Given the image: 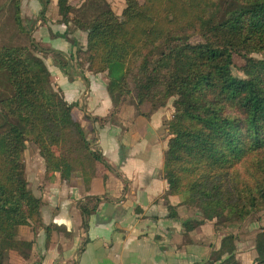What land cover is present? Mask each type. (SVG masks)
Instances as JSON below:
<instances>
[{
  "label": "trees",
  "instance_id": "1",
  "mask_svg": "<svg viewBox=\"0 0 264 264\" xmlns=\"http://www.w3.org/2000/svg\"><path fill=\"white\" fill-rule=\"evenodd\" d=\"M61 21H69L67 0H57ZM74 23L86 33L77 64L108 79L113 105L132 93L138 114L148 118L171 98L170 135L163 153L167 193H185L200 220L241 223L264 210V0H125L120 16L108 7L92 19ZM27 43L0 46V71L10 94L0 98V264L7 252L28 256L31 241L15 228L39 223L41 199L24 173L23 151L32 142L46 173L85 178L105 165L95 138L88 137L61 93L50 82L39 52L57 65L59 51ZM243 57L242 76L232 72V54ZM114 107V106H113ZM107 116H94L100 124ZM104 197L79 200L81 225ZM225 235L213 252L219 258L234 246ZM256 264H264V229L256 234Z\"/></svg>",
  "mask_w": 264,
  "mask_h": 264
},
{
  "label": "crops",
  "instance_id": "2",
  "mask_svg": "<svg viewBox=\"0 0 264 264\" xmlns=\"http://www.w3.org/2000/svg\"><path fill=\"white\" fill-rule=\"evenodd\" d=\"M83 1L69 0L70 14L80 7L77 16L88 17V11L99 7L96 0L81 7ZM105 1L114 9L111 0ZM122 1L119 12L113 10L116 14ZM19 4L23 18L35 24L31 37L67 60L60 67L50 53L37 54L55 88L72 105L75 119L88 137L95 138L105 165L98 164L93 177L73 173L63 179L59 172H44L36 156L39 167L27 180L41 199L40 222L15 228V237L31 241V248L26 257L11 250V264H256L254 241H248V234L239 235L242 228L237 224H229L226 233L215 232L211 220L185 229L186 221L200 220L201 214L183 204L186 195L167 193L164 113L156 110L145 119L130 102L100 124L93 117L109 115L113 102L105 75L92 73L75 60L76 48L86 44L85 31L74 22L59 20L57 0H20ZM97 196L104 199L83 228L77 202L92 204ZM245 225L254 231L256 222ZM226 234L234 237V246L216 258L213 252Z\"/></svg>",
  "mask_w": 264,
  "mask_h": 264
},
{
  "label": "rangeland",
  "instance_id": "3",
  "mask_svg": "<svg viewBox=\"0 0 264 264\" xmlns=\"http://www.w3.org/2000/svg\"><path fill=\"white\" fill-rule=\"evenodd\" d=\"M89 1L92 2L93 0H84L83 2H81L82 4L80 3L81 4L80 6L81 7L84 6L85 2H89ZM96 1L99 3V7H97V9H94L92 11V13H91V11H88V14H90V15L88 17H86V16H77L80 14V11L78 10V9H80V7L78 9H76V12H75L76 16L74 15V13H73V15L70 14V11L72 10V8L69 4V0H67L68 5L70 6L69 11H68L69 21L74 22L73 19H75V21L79 20L81 22L85 21V20H90L96 14H98L102 9H104L105 7L110 8V6H111L105 0H96ZM137 1L143 2L144 0H137ZM111 2H112V6L114 7L115 10L113 8L112 9L110 8V9L112 11L118 10L117 12H119L121 0H111ZM19 3H20V0H0V46H10V45L23 44L24 42L27 43L28 42L27 40L29 38L33 39L31 37L32 36L31 34L34 31V27H35L34 25L35 24L33 22H31L33 20H31V19L28 20V18L26 16L23 18ZM76 4H79V3L77 2ZM124 6H125V0L122 1V8H121L122 10H123ZM122 10L120 11L119 14H116L114 11L113 12L115 13L116 16H120ZM58 14H59V12H58ZM25 20H28V21L25 22ZM59 20H61V16H60ZM85 46H86V44H85ZM253 56H256V57L264 56V51L259 52V53H253ZM232 62H233L232 72L236 75L242 76V73L239 69V66L243 63V57H241V55H239L238 53H233L232 54ZM82 63L88 67V65L85 61H82ZM50 82H51L52 87L55 90H57V88H55L53 82L51 80H50ZM8 94H10V86H9V83L7 80L6 73L4 71H0V98L7 96ZM130 102H132L135 105V100L133 99L132 93H126V94H124V96L119 97V99L116 101V105L114 104L113 105L114 107H112V108H115L114 109L116 111L115 113H117L119 110L121 112L122 108H125L126 105H128ZM135 108H136L137 115H139L136 105H135ZM156 110L157 111L160 110V112L162 111L164 113L163 114L164 121H163L162 125H163V129L165 130V132L169 138L170 135L168 134L167 129L165 127V122H166V120H168L172 116V113H173L172 99L170 98L164 106L159 107ZM115 113H113L112 115H114ZM109 118H111V117L109 116L108 119ZM168 138L166 139V146H167ZM37 155L40 157L36 146L32 142H29V141L26 142L25 143V149L23 151L24 173H25L26 179L31 180V177L33 175L34 170L39 167V164H38L37 158H36ZM41 161H42V158H41ZM42 164H43V161H42ZM43 168H44V165H43ZM53 172H58V171H53ZM29 175L31 176L30 178H29ZM28 184H29V182H28ZM31 184H29V187L32 191ZM182 194L186 195L185 193H182ZM188 207H191V208L197 210V208L195 206L188 205ZM204 220H208V219H204ZM211 221L213 222V225L215 226L214 227L215 232L217 231V232H223V233L227 232V230H228L227 228H228L229 224H237L239 227L242 228V229H239V235L245 236L248 234L249 237L245 236V238L248 237L249 238L248 241H250V242L254 241V246H255V238H256L257 232L264 229V210L258 212L256 215H254L252 217L247 218L246 220H244L241 223H236V222L223 223V222H220L221 219H219L217 223H216V220H214V219H212ZM250 221L256 222V227H255L254 231H249L248 228L245 227L246 226L245 224H249ZM28 224H30V223H28ZM226 235H228V234H226ZM239 235L236 234V237H238ZM244 236H243V238H244ZM255 249H256V247H255ZM10 251L7 252L8 260H9V252ZM9 262H10V260H9Z\"/></svg>",
  "mask_w": 264,
  "mask_h": 264
}]
</instances>
